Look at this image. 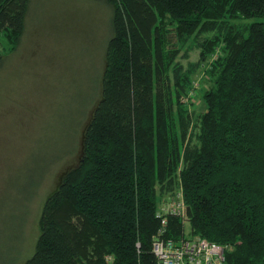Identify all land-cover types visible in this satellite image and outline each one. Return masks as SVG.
Listing matches in <instances>:
<instances>
[{
	"label": "trees",
	"instance_id": "16d2710c",
	"mask_svg": "<svg viewBox=\"0 0 264 264\" xmlns=\"http://www.w3.org/2000/svg\"><path fill=\"white\" fill-rule=\"evenodd\" d=\"M105 1L112 34L101 96L23 264H159L153 241L186 236L223 245L224 264H264V20L234 19L264 17V0ZM29 5L0 0V31L13 49ZM169 26L178 44L194 35L189 49L221 45L203 111L172 105L168 72L179 95L198 63L173 62ZM177 190L188 233L181 216L160 214Z\"/></svg>",
	"mask_w": 264,
	"mask_h": 264
},
{
	"label": "rangeland",
	"instance_id": "374dc122",
	"mask_svg": "<svg viewBox=\"0 0 264 264\" xmlns=\"http://www.w3.org/2000/svg\"><path fill=\"white\" fill-rule=\"evenodd\" d=\"M111 19L105 0H30L14 49L0 31V264H23L32 255L46 197L78 164L86 125L101 96ZM234 19L249 23L264 17ZM167 29V45L178 48L173 62L185 68L198 63L179 95L168 72L172 105L177 110L183 104L188 113L203 111L205 92L218 75L212 68L221 45L205 52L189 49L194 35L178 44L174 28ZM178 192L165 195L160 208L176 207ZM181 211L182 230L188 233L186 205Z\"/></svg>",
	"mask_w": 264,
	"mask_h": 264
},
{
	"label": "built area",
	"instance_id": "2783aa9c",
	"mask_svg": "<svg viewBox=\"0 0 264 264\" xmlns=\"http://www.w3.org/2000/svg\"><path fill=\"white\" fill-rule=\"evenodd\" d=\"M174 208L161 207L160 214L170 211L173 214L182 215L185 208L181 190L177 193ZM166 218L161 222L164 225ZM162 232L163 230L160 229ZM153 250L156 254L159 264H224V246L210 241L204 237H184L178 242L171 238L163 239L157 237L153 241ZM111 256L108 255V259Z\"/></svg>",
	"mask_w": 264,
	"mask_h": 264
},
{
	"label": "water",
	"instance_id": "95a60500",
	"mask_svg": "<svg viewBox=\"0 0 264 264\" xmlns=\"http://www.w3.org/2000/svg\"><path fill=\"white\" fill-rule=\"evenodd\" d=\"M187 213H188V208H187Z\"/></svg>",
	"mask_w": 264,
	"mask_h": 264
}]
</instances>
